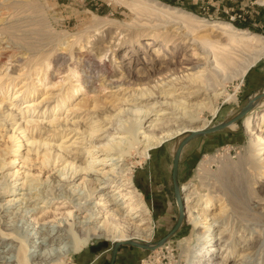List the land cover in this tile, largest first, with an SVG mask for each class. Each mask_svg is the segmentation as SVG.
I'll list each match as a JSON object with an SVG mask.
<instances>
[{
  "label": "rangeland",
  "instance_id": "374dc122",
  "mask_svg": "<svg viewBox=\"0 0 264 264\" xmlns=\"http://www.w3.org/2000/svg\"><path fill=\"white\" fill-rule=\"evenodd\" d=\"M261 1L0 0V187H4L0 193V205L8 206L6 209L10 213L5 218H11V211L17 208L22 210L27 207L29 211L23 219L30 222L29 228L33 227L30 234L36 230L42 234L63 220L69 210L78 219L88 217L90 207L96 203L92 211L97 212L95 215L99 223L103 221L115 206L102 200L98 204L102 191L87 198L74 194L79 189L76 186L79 180L67 183L65 176H61L58 182L56 170L65 163L54 165L53 155L60 147L76 164L86 161L91 170L106 171L111 166L102 168L104 165L100 164V159L104 155L98 157L102 153H94L97 148L91 145L98 139L105 141V135L109 134L112 142L120 140L119 150L125 151L119 155L118 165L115 166L126 164L132 170L130 174L135 184L132 189L137 192L131 195L138 197L141 194L150 209L147 219L153 227L152 239L138 243L155 245L156 242L168 241L173 255H169L164 248L157 251L159 247L119 244L116 248L118 264H264V159L257 162L259 167L254 170H248V166L242 164L253 159L251 153L256 143L255 137L245 129V115L236 120L235 129L226 127L192 137L182 146L179 154L175 183L180 188L181 198L184 199L193 188L196 191L190 194L189 206L198 197H201L200 203L210 198L215 188L234 197L235 181L224 186L223 178L227 177L230 181L234 169L238 171L242 165L246 168L244 203H237V206L230 203L223 219H217L218 226L214 227L213 233H205L207 240L197 238L198 232H204L203 227L197 229L186 222L178 230L167 234L178 210L170 177L178 136L148 150L146 157L139 156V132L152 127L149 123L154 114L165 110L166 114L161 116L171 119L170 125H179L181 118L177 113L182 106L203 98V94L196 95L177 102L180 104L177 109H169V100L185 95L178 88V83L190 82L187 75L190 78L200 74L206 77L208 69L203 70L202 64L206 51L212 50L211 53L209 51V60L215 55L222 71L228 75H235L240 61L252 56L255 47L249 45H238L233 50L235 54L221 52L218 42L226 43L227 37L210 24L229 23L235 30H246L264 40V5ZM194 37L199 42L207 38L212 45L192 44ZM147 41L151 44L145 45ZM79 52H87L96 61L104 59L109 63L108 78L99 74L87 79L83 78L82 70L72 71L75 55ZM60 56H65L67 63L57 69L56 59ZM173 62L178 64L174 69ZM198 63L197 67L191 68ZM176 77L181 78L175 80ZM110 80L119 82L113 84ZM166 81L177 83L173 86ZM239 82L241 80L234 79L225 84L229 92L239 86L235 101L225 103L220 99L218 111H204L192 124L206 121L209 127L223 122L247 104L252 94L260 92L264 87V55L248 69L242 83ZM146 89L147 95L141 96L140 93ZM133 107L140 109L134 112ZM263 110L264 102L256 107L255 116L261 115ZM131 121L141 127L136 137L121 133ZM91 125H98L99 131L89 138L87 130ZM22 129L26 131L22 132ZM29 136L33 143L27 141ZM45 148L49 150L44 155ZM88 151L93 153V157ZM263 157L264 154L261 159ZM12 158L17 161L10 162ZM221 166L227 169L224 173ZM14 169L19 170L17 176H11ZM46 178L48 181L40 182ZM23 180H26L24 186L30 190L21 189L20 182ZM109 185H105L103 191L113 190V184ZM71 187H75L73 194L68 191ZM249 190L255 191L256 195H250ZM127 191L122 190L123 193ZM115 196L117 205L125 210L124 205L129 199L121 197L120 193ZM77 201L83 203L80 210L73 206ZM212 203L205 214L210 215L216 209L215 198ZM237 218L241 221L236 227L247 223L249 230L245 234L250 237L231 242V238L225 236V240L221 238L214 242V236L221 237L233 231ZM16 223L18 235L10 230L0 231V251H7L8 243L14 237L13 243L20 247L10 264H23L24 248L17 237L21 235L27 249L32 250L30 245L38 235L29 237L25 224L21 225L18 220ZM220 232L223 234L219 236ZM179 242H182L180 246ZM114 243L102 237L92 238L87 246L88 251L91 249L94 253H88V260L79 262L80 252L86 250L85 246L83 250L63 258L59 264H91L92 261V264H108ZM211 245L216 249L210 254L206 248Z\"/></svg>",
  "mask_w": 264,
  "mask_h": 264
},
{
  "label": "bare ground",
  "instance_id": "6f19581e",
  "mask_svg": "<svg viewBox=\"0 0 264 264\" xmlns=\"http://www.w3.org/2000/svg\"><path fill=\"white\" fill-rule=\"evenodd\" d=\"M261 4L264 5V0L261 1ZM210 26L213 27L215 30L220 31L222 34H224L227 37L226 43H223V41L218 42V48L221 52H224L225 54H235L233 50L235 49V47H239L238 45H243V46L249 45V46L255 47L252 56L247 60L244 59L243 61L242 60L240 61V68L235 72L236 73L235 75H228L227 73L222 71L221 69L222 67L217 62L216 60L217 57L215 55L213 56V59L211 61L209 60V51L211 49L209 51H206L205 57L204 58L202 57L204 59V61L202 62V64L204 65L203 70L208 69V73L206 77L200 74L196 77L192 76L193 78H190L187 75L186 77L189 78L190 82L184 83L183 81L182 82L178 81L179 82L178 84H180V87L178 88H181L184 91L185 95L183 96L178 95L177 97H175V99L173 98L172 100H169L168 101L169 102L168 104L170 106L169 109H174V110L175 108L177 109L180 105L177 102L181 100H187V98H190L196 95L203 94V98L196 102L189 101L184 106H182L181 110L177 113L180 116L178 117L181 118L180 120L181 123L179 125L178 124L170 125L169 122L171 121V119H166L164 118V116H161L163 114H166L165 110H163L161 113L154 114V117L150 119V123H149L152 127L150 129L142 130L139 132L140 137H141L139 139V142L141 144V151H139V156L141 158L146 157V153L148 152V150L154 147L160 146L164 141L168 140L169 138H172L173 136H178L177 137L178 138L177 144H178V142L187 133L191 131H199L204 128H207L208 125L206 121L202 123H198V124H192V122H194L197 119V117L204 111H210L213 113L218 111L219 106L217 104L219 103L220 99H223L224 102L225 101H228V102L235 101L237 99L236 94L238 92L237 89L239 86H235L236 89L233 90V92H229L225 85L226 82L229 80L239 79L241 80L239 84L242 83V78L245 76L248 69L262 55H264V40H261L260 38H258L259 36L257 34L250 33L246 30H235L234 27L229 23L216 22V23H211ZM192 40H193L192 44H198V43L204 44L205 43L206 44L205 46L212 45L211 41L207 38H205L204 40L200 39V42L197 41V38L195 37L192 38ZM150 44H151L150 41H147L145 43V45H150ZM176 46H178V44ZM211 55H213V53ZM212 62H214V65L211 66ZM56 63L58 65L57 69H60V67L66 65L67 59L65 58V56H60L56 59ZM108 64L109 63H107L104 59L103 60L101 59L100 61H96L94 57L91 56V54L87 52L86 53L79 52L75 55V61H74L75 66H73L75 68L72 71L77 72L78 70H82L83 78H87V79L90 77H96L99 74L103 75V77H107L109 73ZM176 65L178 64L173 62L172 68L174 69V67H177ZM198 65L199 63L194 64L191 68H195ZM169 66L170 65H168V67ZM177 78H181V77H176L175 80H178ZM80 79L82 78L80 77ZM84 82H85V79H84ZM114 82H119V81L110 80V83L114 84ZM166 82L171 83V85L173 86L174 84L177 83V82L173 83L172 81H166ZM193 83H195V85H193ZM100 84L102 85V82ZM116 85H120V83H117ZM175 89L177 88L175 87ZM146 92H147V89L143 91V93H140V95L141 96L147 95ZM262 92H264V87L261 89L260 92L254 93L250 96V98L247 101L248 109L244 113L245 129H247L250 132V134L254 136L256 139L255 149L254 151L252 150L253 153H251L253 154L252 155L253 159H249L248 161L246 160L245 163H242L248 166V170L249 169L254 170L255 167L258 168L259 166L257 165V162L264 159V157L261 159V156L264 154V110L262 111L261 115L255 116L256 107L263 104L264 102V95L261 94ZM164 102H167V100H165ZM139 109L140 108H134L133 111L138 112ZM236 113H233L231 117L234 116ZM51 127L53 129L58 130V127H55L53 125ZM226 127L235 129L237 127L236 121L229 123L227 126H225V128ZM140 128L141 127H139L136 123L131 121L128 124V126L124 127V130L121 133L124 132L127 135H129V137H136L135 135L138 132L137 130ZM22 130H21L22 132L26 131L25 129H22ZM87 131H88L87 137L90 138L95 132L99 131L98 125H91L90 130H87ZM104 140L105 141L98 139L94 143L92 142L91 147H93L94 149L97 148L94 151V153L96 152L102 153L98 157H101L104 155L103 158L100 159L101 160L100 164L104 165L102 166V168H104L107 165L111 166L106 171L97 172V170H91L92 167L86 164V161L76 164L73 158L69 159V157H67L63 153V151L60 150V147L58 149H56L55 147L56 151H55V154L53 155L54 165L55 164L58 165L59 162L65 163L62 168L56 170L58 171V175H56L58 182L60 180L59 177L61 176L62 178L63 176H65L67 183H74V181L79 180L76 186H79V189L80 190L82 189V192H79V189H77L74 192L75 187L74 188L71 187L70 189H68L69 193L73 194L74 192V194H78V195L82 194L81 198L83 197L87 198L90 195L94 194L95 192L102 191V196H101L102 199H99L98 204H101L100 201L102 200L103 202H109L108 204L115 206L114 208L111 209V212L109 211L110 212L109 215L106 216L103 221H100V223L99 221L96 220L98 218L97 215H95L97 212L92 211L93 206L94 205L96 206V203H94L92 207H90L89 209L91 210V213L88 217L78 219L79 217H77L75 214L73 215L71 211L69 210L65 218L63 220H60L54 226L53 225L50 226L48 231H43V233L41 234L39 233V231L36 230L33 234H30V229L31 228L33 229V227L29 228V226L31 225L30 222L26 221V219H23V217H25V213L26 214L28 213L29 208L27 207L25 209L22 208V210L25 211L23 213H21L22 212L21 209L17 208L16 210L11 211L12 212L11 218H5L7 215L10 214L9 211L6 209L8 206L4 207L3 205H0V231L10 230L11 232L17 234V229L19 227L17 225L18 222L16 223V221L18 220L21 223V220H23L21 225L25 224L24 227H25V230L28 231V233L30 234L29 237L35 238L33 237V235H38V237H36V239H34L30 245V248L32 250L27 249L25 240L23 241L22 238H20L21 235L20 237H17L19 238L20 245H22V247L24 248V254L22 257L23 264H59V263H62L63 258L67 256L69 257L71 253L80 251L83 247L89 244V241H91L92 238L95 239V238L102 237V238L111 240L115 243L123 242V241L150 242V239H152L153 227L150 225L149 223L150 221L147 219V215L150 214V211H149L150 209L147 208L141 194H139L138 197H135V194L131 195L132 193L137 192L135 189H132L134 188V185H135L131 178V174H130L132 170L129 167H127L126 164L125 165L120 164V166L122 167H116L118 165L116 163L118 161V158L120 157L119 155H122V153L125 152V151L119 150V147L121 146L120 140L112 142L111 141L112 139L110 138L109 134L105 135ZM27 141H31V143H33L32 139L30 140V136L27 137ZM47 149L48 148H45L44 155L47 153ZM87 153L90 154L91 157H93L92 156L93 153L91 151H88ZM16 158H12L10 162L12 163L16 162L17 161ZM25 161H26V156L22 162L23 165ZM244 165H242L243 167H239L238 171L235 169L233 170L234 176L232 177L233 179L231 178L232 180L229 181L227 177H224L222 181V184L224 186L235 181L233 185V194H232L234 197H230L231 194H229L230 195L229 196L227 195V193H224L220 191L219 189L215 188L213 190L214 194L210 198L200 203L201 197H198L196 202L194 204L192 203V205L189 206V197H190V194H193L194 192H196L195 188H193V190H191L188 193V195L184 197V199H182L181 191L178 186L177 187L178 194H179L178 197H179V202H180V211L182 213V219H181L180 225L178 226L177 230L182 225V223H185V222L187 225L191 224L193 227L197 229L203 227L205 229L204 232L202 233L198 232L197 238L201 240L205 239L206 238V236H204L205 233L208 232V235L212 234L214 227L218 226L217 219H223L224 215L228 212L227 206L230 205V203L234 206H237V203H240V204L244 203L243 202L245 198L244 190L247 185L246 184L247 178L244 172L246 168ZM1 168H2V165L0 163V169ZM226 170L227 169L221 166V171L223 173ZM18 171H19L18 169H14L11 173V176L18 174ZM40 172H41V168L38 171V173ZM34 174L35 173H33V175ZM46 181H48L47 178L45 180H41L40 182L44 183ZM24 183L26 185V180L25 181L23 180L22 182H20V184H22L21 189L23 190L27 189V186H24ZM107 184H110L108 187H110L111 184H113L112 185L113 190L103 191V188H105V185ZM5 186H8L6 182H5ZM3 189L4 187H0V193H2ZM126 189H128L129 191H127V193L126 192L123 193L122 190H126ZM27 190H30V188H28ZM40 193L42 194V192ZM117 193H120L121 197H124V198L126 197L127 199H129V202L124 205L125 210L122 209L123 208L122 206L117 205L118 203V201L116 200L117 196H115ZM128 193H130V195ZM249 194L256 195L255 191H252V190H249ZM58 195L59 194H54V196H58ZM214 198L217 200L216 209L211 211L210 215L205 214V210H207V208H210L211 205L213 204L212 201ZM86 202L89 203L88 201ZM124 202L125 201H123V203ZM73 206L76 207L77 210H80L83 206V203H80V201H77L75 204H73ZM184 209L185 211L183 212ZM92 215H94V217H92ZM232 221H234V219H232ZM238 221L240 222L241 220L237 218L235 219V223L233 222L234 223L233 231H230L226 235H222L223 233L220 232L218 234L219 236L220 235L222 236L216 237V238L214 236L213 241L216 242L218 239H221V238H224L225 240V236L226 238L227 237L231 238V242H235L239 238H249L250 236H248V234H245L249 230L246 227L247 223L239 224L236 227V224ZM2 225L4 227H2ZM232 225L233 224H231V226ZM240 226H243V228L241 229ZM27 227L29 228L28 230H27ZM224 228L225 230L227 229V227H224ZM238 233H240V235H238ZM26 236L28 237V235ZM188 239L190 242L191 237ZM13 242H15L14 237L10 239V242L8 243L9 244L8 248L6 249L7 251H4V250L0 251V264H10L14 260L13 259V257L15 256L14 254L15 252L19 250L20 246H18L19 244H16ZM204 242L205 241H203L202 243ZM181 244L182 242H179V246ZM170 245L171 244H169L167 241L157 246H154V245H151V246H154L153 249H155L156 247H159L157 251L162 248L167 249L168 254L173 257L171 253ZM215 249L216 248H213V245H211L209 248H206V252L211 254V252L215 251ZM246 249L248 248H245V250ZM15 264L17 263L15 262Z\"/></svg>",
  "mask_w": 264,
  "mask_h": 264
},
{
  "label": "water",
  "instance_id": "95a60500",
  "mask_svg": "<svg viewBox=\"0 0 264 264\" xmlns=\"http://www.w3.org/2000/svg\"><path fill=\"white\" fill-rule=\"evenodd\" d=\"M262 95H264V92L261 93ZM248 109V104H244V106H242L238 112L232 116L231 118L223 121V122H220V123H216V124H213L207 128H204L202 130H199V131H191L189 133H187L179 142L178 144L176 145L175 149H174V152H173V155H172V160H171V170H170V177H171V180H172V187H173V197H174V200L176 201L177 203V207H178V210H177V218L173 224V226L171 227V229L168 231L167 234H170L172 233L173 231H175L178 226L180 225V222H181V219H182V213L180 211V202H179V197H178V186L176 185L175 183V178H176V170H177V162H178V158H179V154H180V151H181V148L182 146L189 140L191 139L192 137L194 136H197V135H200V134H206V133H211V132H214V131H217V130H221L223 128H225V126H227L229 123L233 122V121H236L237 119H239L240 117H242L244 115V113L246 112V110ZM119 244H130V245H134V246H138V247H141V248H152L154 246H157L159 244H161L160 242H156L154 246H151V245H147V244H141V243H138V242H132V241H123V242H116L113 244L112 248H111V261H110V264L112 263V260L114 258V254H115V251H116V248Z\"/></svg>",
  "mask_w": 264,
  "mask_h": 264
},
{
  "label": "crops",
  "instance_id": "0c3cea01",
  "mask_svg": "<svg viewBox=\"0 0 264 264\" xmlns=\"http://www.w3.org/2000/svg\"><path fill=\"white\" fill-rule=\"evenodd\" d=\"M84 249H86V250L80 252V258H79L80 260H79V262H80V261H86V260H88V259H87V257L89 256L88 253H90V252H91V253H94L91 249H90L91 251H90V250L88 251V249H89L88 246H86ZM82 250H83V249H82ZM117 251H118V250L116 249L115 254H114V258H113L111 264H118V262H117L118 258L116 257V253H117ZM81 253H82V254H81ZM91 258H92V257H91ZM91 258H90V260H92ZM110 261H111V251H110V255L108 256V264H110ZM92 263H93V261H92ZM92 263H91V264H92Z\"/></svg>",
  "mask_w": 264,
  "mask_h": 264
}]
</instances>
